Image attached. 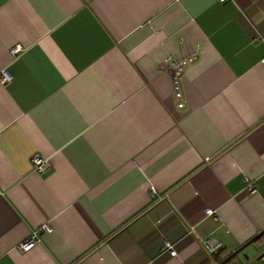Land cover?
<instances>
[{
  "label": "crops",
  "instance_id": "0c3cea01",
  "mask_svg": "<svg viewBox=\"0 0 264 264\" xmlns=\"http://www.w3.org/2000/svg\"><path fill=\"white\" fill-rule=\"evenodd\" d=\"M262 229L264 0H0V264H215Z\"/></svg>",
  "mask_w": 264,
  "mask_h": 264
},
{
  "label": "built area",
  "instance_id": "2783aa9c",
  "mask_svg": "<svg viewBox=\"0 0 264 264\" xmlns=\"http://www.w3.org/2000/svg\"><path fill=\"white\" fill-rule=\"evenodd\" d=\"M221 1H226V0H221ZM21 50H22L21 45H17L12 49V52L14 55H16ZM1 79L3 82H8L11 79V75L9 74L7 69H3L1 71ZM33 164H34L35 169L42 170V169H45L46 167H48L50 165V161L46 157H43L39 154H35L33 157ZM249 185H250V189L252 191H255L254 185L252 183H250ZM153 192H155V191L153 190ZM207 212L211 213L212 211H211V209H207ZM42 228L48 229L47 226H44ZM34 240H35L34 237H31V238L25 240L20 246L21 249L22 250L29 249L34 244ZM162 250L168 251L172 256L177 255L176 249L174 248V246L169 241L164 242V244L162 246ZM245 264H251L250 260L248 259ZM257 264H264V243L261 246V249L259 251V257L257 258Z\"/></svg>",
  "mask_w": 264,
  "mask_h": 264
},
{
  "label": "water",
  "instance_id": "95a60500",
  "mask_svg": "<svg viewBox=\"0 0 264 264\" xmlns=\"http://www.w3.org/2000/svg\"><path fill=\"white\" fill-rule=\"evenodd\" d=\"M264 235V229H262L259 233H257L254 237L243 243L240 247L232 251L229 255L224 257L220 262H217L215 264H226L228 261H230L232 258L237 256L239 253H241L248 245L257 242L262 236Z\"/></svg>",
  "mask_w": 264,
  "mask_h": 264
},
{
  "label": "trees",
  "instance_id": "16d2710c",
  "mask_svg": "<svg viewBox=\"0 0 264 264\" xmlns=\"http://www.w3.org/2000/svg\"><path fill=\"white\" fill-rule=\"evenodd\" d=\"M259 242L264 243V235L259 239ZM227 255H229V253H226V254H224V255H221V256L218 258L217 262H220V261H221L224 257H226ZM217 262H216V263H217ZM204 264H212V262L209 261V262H206V263H204ZM226 264H243V262H242V260H241L238 256H235V257L232 258L230 261H228Z\"/></svg>",
  "mask_w": 264,
  "mask_h": 264
},
{
  "label": "rangeland",
  "instance_id": "374dc122",
  "mask_svg": "<svg viewBox=\"0 0 264 264\" xmlns=\"http://www.w3.org/2000/svg\"><path fill=\"white\" fill-rule=\"evenodd\" d=\"M250 249H252V246L250 248L247 247L244 251L241 252V254L239 253L238 257L239 258L243 257L246 252L250 251ZM253 264H256V263L253 262Z\"/></svg>",
  "mask_w": 264,
  "mask_h": 264
}]
</instances>
